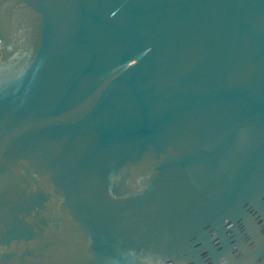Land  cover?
Listing matches in <instances>:
<instances>
[{"label": "water", "instance_id": "water-1", "mask_svg": "<svg viewBox=\"0 0 264 264\" xmlns=\"http://www.w3.org/2000/svg\"><path fill=\"white\" fill-rule=\"evenodd\" d=\"M0 264H264V0H0Z\"/></svg>", "mask_w": 264, "mask_h": 264}]
</instances>
